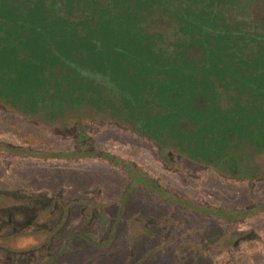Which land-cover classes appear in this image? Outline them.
<instances>
[{"label":"trees","instance_id":"trees-1","mask_svg":"<svg viewBox=\"0 0 264 264\" xmlns=\"http://www.w3.org/2000/svg\"><path fill=\"white\" fill-rule=\"evenodd\" d=\"M263 8L264 0H0V103L48 126L71 122L81 149L41 155L120 165L131 176L123 201L141 186L225 222L259 213L264 201L234 210L183 200L133 163L87 151L83 113L149 140L168 167L186 160L225 179L264 177ZM158 18L168 31L153 28ZM79 235L95 243L77 231L63 248Z\"/></svg>","mask_w":264,"mask_h":264},{"label":"rangeland","instance_id":"rangeland-1","mask_svg":"<svg viewBox=\"0 0 264 264\" xmlns=\"http://www.w3.org/2000/svg\"><path fill=\"white\" fill-rule=\"evenodd\" d=\"M164 23L153 28L168 31ZM83 115L87 151L133 163L183 200L234 210L264 201V177L225 179L186 160L168 167L149 140ZM80 149L71 122L48 126L0 103V264H264V211L225 222L141 186L123 201L131 176L120 165L41 155ZM77 231L95 243L79 235L63 248Z\"/></svg>","mask_w":264,"mask_h":264}]
</instances>
